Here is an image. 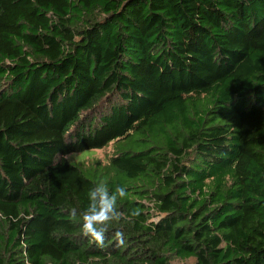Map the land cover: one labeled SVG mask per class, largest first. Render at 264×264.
<instances>
[{
  "label": "trees",
  "instance_id": "16d2710c",
  "mask_svg": "<svg viewBox=\"0 0 264 264\" xmlns=\"http://www.w3.org/2000/svg\"><path fill=\"white\" fill-rule=\"evenodd\" d=\"M189 259L264 264V0H0V264Z\"/></svg>",
  "mask_w": 264,
  "mask_h": 264
},
{
  "label": "clouds",
  "instance_id": "9594fccd",
  "mask_svg": "<svg viewBox=\"0 0 264 264\" xmlns=\"http://www.w3.org/2000/svg\"><path fill=\"white\" fill-rule=\"evenodd\" d=\"M60 155V154H59ZM78 153H66L60 157L71 163L77 158ZM88 205L82 211L72 208L69 210V217L73 222L80 223L81 233L88 238L90 242L97 247H104L106 236L110 230V226L114 222H119L123 213L118 209V200L126 198L127 190L123 186H116L110 190L103 181L96 183L88 191ZM133 212L132 215H136ZM114 237L120 241L123 234L114 233Z\"/></svg>",
  "mask_w": 264,
  "mask_h": 264
},
{
  "label": "rangeland",
  "instance_id": "374dc122",
  "mask_svg": "<svg viewBox=\"0 0 264 264\" xmlns=\"http://www.w3.org/2000/svg\"><path fill=\"white\" fill-rule=\"evenodd\" d=\"M115 148L114 146H111L108 149L104 150H96V151H90V152H85L82 154H78L77 158H75L72 162L77 163L79 160H84L87 165L94 163L97 160H100L103 164L108 163L109 158L113 155ZM195 261L193 259L181 261V260H176L173 262V264H194Z\"/></svg>",
  "mask_w": 264,
  "mask_h": 264
}]
</instances>
